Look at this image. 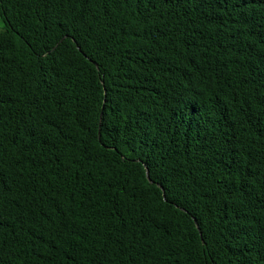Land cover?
I'll return each mask as SVG.
<instances>
[{
	"label": "trees",
	"instance_id": "obj_1",
	"mask_svg": "<svg viewBox=\"0 0 264 264\" xmlns=\"http://www.w3.org/2000/svg\"><path fill=\"white\" fill-rule=\"evenodd\" d=\"M0 18V264H264V0Z\"/></svg>",
	"mask_w": 264,
	"mask_h": 264
},
{
	"label": "rangeland",
	"instance_id": "obj_2",
	"mask_svg": "<svg viewBox=\"0 0 264 264\" xmlns=\"http://www.w3.org/2000/svg\"><path fill=\"white\" fill-rule=\"evenodd\" d=\"M5 24H4V21L2 20V18H0V31L3 30Z\"/></svg>",
	"mask_w": 264,
	"mask_h": 264
}]
</instances>
